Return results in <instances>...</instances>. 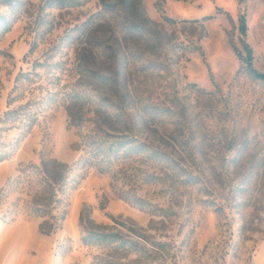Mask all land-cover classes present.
<instances>
[{"label": "rangeland", "instance_id": "obj_1", "mask_svg": "<svg viewBox=\"0 0 264 264\" xmlns=\"http://www.w3.org/2000/svg\"><path fill=\"white\" fill-rule=\"evenodd\" d=\"M0 16V264H253L264 81L238 53L264 73V0H0ZM49 159L75 181L46 186Z\"/></svg>", "mask_w": 264, "mask_h": 264}, {"label": "trees", "instance_id": "obj_2", "mask_svg": "<svg viewBox=\"0 0 264 264\" xmlns=\"http://www.w3.org/2000/svg\"><path fill=\"white\" fill-rule=\"evenodd\" d=\"M11 23H9V20L0 16V35L4 34L10 29ZM246 22L244 16L240 17V32L242 34H245L246 32ZM244 49L246 50V56L244 57L241 53H238L239 56L242 57L244 62L246 63V66L254 77L259 78L264 81V73L259 72L256 68L252 65V51L251 47L244 43ZM25 108V106H24ZM30 115L28 113H25V111H22L21 113L18 112L16 109H8L5 114L4 118L2 120L4 121H15L18 120L19 125L24 126V128H28L32 123V118L30 120ZM1 145L4 146L3 143ZM7 151H0V161L5 159L7 157ZM80 162V165H77ZM89 164H93L92 161H89L88 157L84 158L83 160H77L76 164H74V168L80 166V168L83 170V168L86 170L89 167ZM95 165V164H94ZM41 179L48 187H55L58 185L59 190H63L67 187L69 183H72L75 181V177L70 178L68 175L70 174L71 168L66 167L62 163L54 160H43L41 162ZM98 169L103 172L105 169L103 167H98ZM82 174L80 171L79 175ZM37 209H34V213ZM36 215H40L35 213Z\"/></svg>", "mask_w": 264, "mask_h": 264}, {"label": "crops", "instance_id": "obj_3", "mask_svg": "<svg viewBox=\"0 0 264 264\" xmlns=\"http://www.w3.org/2000/svg\"><path fill=\"white\" fill-rule=\"evenodd\" d=\"M253 264H264V241L257 246L254 252Z\"/></svg>", "mask_w": 264, "mask_h": 264}]
</instances>
